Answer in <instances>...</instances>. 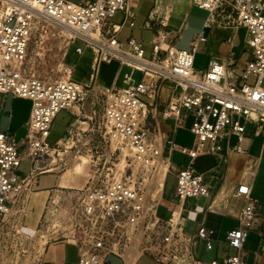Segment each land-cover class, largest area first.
<instances>
[{
  "label": "built area",
  "instance_id": "2783aa9c",
  "mask_svg": "<svg viewBox=\"0 0 264 264\" xmlns=\"http://www.w3.org/2000/svg\"><path fill=\"white\" fill-rule=\"evenodd\" d=\"M137 1L0 0V93L11 92L33 101L25 153L11 136L0 132V264H19L20 253L26 248H32L28 264H43L45 245L60 239L77 246V264H105L110 254L122 257L128 264L140 256L156 264H202L194 256L197 239H206L207 249H212L211 228L202 225L190 234L184 229L181 209L173 210L167 219L159 218L157 210L171 171L176 172L175 197L179 200L210 196V186L194 170L195 158L220 152L222 146L218 141L227 134L226 127L238 137L237 145L230 150L244 152L246 122H264V0H191L209 12L206 27L227 7L231 9L229 18L233 16L228 23L247 29L246 44L251 58L238 79L218 60H210L205 71L196 70L195 54L208 40L205 31L196 35L189 49L177 48L169 43L168 16L158 8L153 18L159 19L160 29L151 41V57L146 56L142 41H120L123 25L109 19L123 12L125 21L131 19L130 25L134 26ZM45 18L72 29L74 38L97 50L98 61L117 59L141 71L150 81H135L132 73L125 75L127 87L123 89L100 88L95 81L96 91L105 96L99 128L111 146L109 155L113 161L103 166L102 172L105 168L106 172L102 179L101 164L91 169L69 211L60 220L49 223L45 230L47 241L40 251L38 232L44 225L33 236L24 230L25 203L36 175L31 172L20 178L17 169L24 156L35 164L60 146L48 140L56 116L83 101L90 87L71 77L37 76L24 67L32 37ZM77 51L82 52V47H77ZM252 74L257 75L254 84H241L242 78L247 80ZM166 79L173 80L181 94L164 110V117L176 116L182 125V108L193 117V146H179L171 141L173 149L191 158L187 166L179 168L164 155L162 135L152 128L150 107L143 98L149 96L156 101L160 83ZM122 159L125 164L120 169ZM238 193L243 196L244 205L239 225L228 232V243L239 253L210 264H245L240 251L259 215L251 187L240 184ZM30 239L37 243L28 245Z\"/></svg>",
  "mask_w": 264,
  "mask_h": 264
},
{
  "label": "crops",
  "instance_id": "0c3cea01",
  "mask_svg": "<svg viewBox=\"0 0 264 264\" xmlns=\"http://www.w3.org/2000/svg\"><path fill=\"white\" fill-rule=\"evenodd\" d=\"M71 1L79 2L81 0ZM138 1L134 8L136 14L134 26L130 25L131 19L125 21L123 12H117L109 19L111 22L123 25L118 36L120 41L126 43L130 38H136L142 41L145 52H147V46H151V50L146 54V56L151 57V41L155 33L160 29L159 19L153 18L154 10L158 8L168 14V26L166 28L170 31L171 35L169 43L181 49L190 48L191 42L196 36L186 46L179 45L178 34L183 21L177 29L172 26L171 20L175 7L171 6L170 3H166L165 0H153L148 12L140 15L135 10L139 7ZM188 4L196 6L191 0H189ZM221 14L223 12H219L216 18ZM216 18L213 21L215 23H217ZM206 22L207 20L204 21V26ZM219 25L222 24L219 23ZM223 26L231 30V35L225 40L222 46H219L218 54L211 55L207 58L206 69L208 68L210 60H218L227 65L232 77L238 79L241 77L236 73L238 59L233 48L236 33L244 27L234 26L228 22ZM201 31L195 34L197 35ZM207 42L200 47L206 49ZM93 57H95L96 61L94 80L100 88H126L125 75L128 73L133 74L135 81L142 79L145 82L150 81V77L143 76L141 71L133 70L117 59H102L98 61V54L95 53H93ZM179 92L181 94L180 87L173 80L166 79L160 83L159 95L156 101H153L149 96H144L151 99L148 102L150 107L149 122L156 132L161 133L163 138V153L169 158L175 168L187 166L191 158L189 155L173 149L171 141L179 146L188 148L193 146L194 143V135L190 131L193 117L189 116L184 108L181 109L180 114L181 122H183L182 125H179L176 116L167 118L163 115L167 106L180 96ZM32 107L33 101L29 98L15 96L11 92L0 93V132L11 136L18 143L19 149L23 153L27 151V146L24 141L28 132L27 124L30 119ZM85 111L84 104L82 105L81 103L76 104L71 109L61 111L54 120L48 138L49 142L54 145H61V142L73 135L84 134L90 124L89 121L81 118V114ZM61 120L62 132H56L54 134L57 122ZM225 132L228 135L226 134L218 141V144L222 146L220 152L198 156L193 163L195 172L201 174L204 182L210 186V196L189 197L184 201L177 198L178 204L174 210H182L185 224L184 229L188 233L195 234L202 225L213 230L212 249H207L206 239L198 238L197 244L194 247L195 258L201 261L202 264H210L213 260L221 262L224 258L239 253L236 248L229 245L228 232L239 225V214L244 205V198L238 193V187L243 183L248 184L251 187V198L256 205L259 216L255 227L249 230L248 237L240 254L245 264H264V122L253 120L246 122V130L242 142L244 152L241 153L230 150V148L236 146L238 143L237 135L231 132L230 127H226ZM51 137L54 141H51ZM40 162L39 159L34 164V161L30 157L24 156L21 165L17 169V174L20 178L26 177L31 172H34L36 175L25 203L27 213L24 218V230L25 221L30 210L33 214L38 215L33 231L27 232L25 230V233L29 236L35 235L43 225L39 232L45 233V230L49 227V223L54 221L52 218L53 214L50 212L54 198L58 199L57 203L61 206L62 200H66L70 195L67 189L82 187L77 180L72 179V177L68 178L66 174L61 173L59 170L39 167ZM24 163L27 166L23 167ZM73 171L85 173L80 172L81 170ZM42 258L43 264H77L78 248L75 244L65 239L50 241L45 245ZM141 261L143 262L142 264H156L152 259L145 256L138 257L134 264H140ZM105 264H128V262L118 255L110 254L106 257Z\"/></svg>",
  "mask_w": 264,
  "mask_h": 264
},
{
  "label": "rangeland",
  "instance_id": "374dc122",
  "mask_svg": "<svg viewBox=\"0 0 264 264\" xmlns=\"http://www.w3.org/2000/svg\"><path fill=\"white\" fill-rule=\"evenodd\" d=\"M165 1L175 7L171 20L172 26L177 29L183 21L181 30L178 34V40L180 42L179 45L186 46L190 40L196 36L195 33L205 30L208 36V42L205 46L206 49L204 47H200L199 51L195 54V69L204 71L207 67V58L211 55L218 54L219 46H222L225 40L231 35V30L228 27L223 26L226 25L228 21H233V16L229 18L231 15V9L226 7L223 14L216 18L217 23L213 22L211 23V27L206 28V26H204V21L208 20V16H210L208 11L189 5V0ZM138 3L139 7L135 10L137 13L139 12L140 15H143L148 12L153 0H139ZM166 15L168 14L166 13ZM218 22L222 25H219ZM43 24H45V28L42 29ZM58 28L59 27L50 25L45 21H41L39 28L35 31L30 42L29 53L24 67L31 74L37 76H46L51 78L71 77L73 79L83 81L86 84H90L86 98L80 102L82 105L84 104V108L86 110L83 114H81V118L86 119L90 124L85 134L79 139H77V135H73L75 141L74 143L71 140L68 146L62 143L60 146L56 147L55 152H50L49 154L41 157L39 167L43 169L53 168L59 170L61 173L66 174L68 178L72 177V179L77 180L80 183V186H83L92 171L91 169L90 171H87V166L89 165L91 158L92 169L96 168L95 165L101 164L102 170H100V173L103 171V166H107L113 161L109 155L111 146L109 143L105 142L101 136V130L99 128V123L102 121L104 111L105 96L97 92L95 86L94 74L96 61L95 57H93V53L98 54L97 50L92 46H87L82 40L65 33L61 30V28ZM248 36L247 30L244 28L239 29L235 36L233 50L236 52L238 59L236 73L240 75V77L243 76L247 63L251 58L250 50L246 44ZM77 47H82V52H78ZM150 50L151 46H147L146 54H148ZM256 80L257 75L252 74L247 80L242 78L240 82L241 84L243 82L254 84ZM262 84L264 85V80ZM179 94H177V96H179ZM143 98L147 102L151 101L149 97ZM61 126L62 120L57 122L54 134L56 132H62ZM52 140L53 139L51 137V141ZM70 145L72 146L69 147ZM83 155H91V157H85ZM55 160L56 162L54 163ZM81 160L85 161V168L80 172L85 173H78L72 170L74 164ZM25 166H27L26 163L23 164V167ZM105 170L104 173L102 172L103 175H101V179L105 175ZM176 184V173L171 171L167 176L161 204L157 210V215L161 219H167L178 204L177 198L175 197ZM67 190L70 195L66 200H62L59 210L52 213V218L54 220L52 222L63 218L65 215L64 212H68L70 206H72V201L75 202L77 197L82 192L78 187L69 188ZM63 208L69 209L64 211ZM37 217L38 215L35 213L33 214L30 210L25 221V230L27 232L33 231L34 225L37 222ZM38 238H36L40 240L38 243L36 242L37 240L35 241V239H30V241H27V244L29 245L36 242L40 245L39 250L42 251V245L46 242L47 236H45L44 232H38ZM29 250L31 251L32 248H26V251L21 250L22 252L20 253L19 264H28V260L30 258ZM142 263L143 262L141 261L140 264Z\"/></svg>",
  "mask_w": 264,
  "mask_h": 264
},
{
  "label": "bare ground",
  "instance_id": "6f19581e",
  "mask_svg": "<svg viewBox=\"0 0 264 264\" xmlns=\"http://www.w3.org/2000/svg\"><path fill=\"white\" fill-rule=\"evenodd\" d=\"M45 22H47L48 24H50V25H53V26H56V27H59V28H61V30L62 31H64L65 33H67V34H69L70 36H73V35H75V32L72 30V29H70L69 27H67L66 25H64V24H62V23H60V22H58V21H56V20H53V19H47V18H45V20H44ZM58 28V29H59ZM94 36H96V34H93ZM85 134V133H84ZM84 134H81V135H77L76 137H77V139H79L81 136H83ZM70 140L71 141H73V143L75 142L74 141V137L73 136H71L70 137V139L68 138V139H66V140H64L63 142H61V143H63V144H65L66 146H68L69 145V143H70ZM73 145V144H72ZM72 145H70L69 147H71ZM53 152V151H52ZM54 152H55V150H54ZM83 156H85V157H91V155H83ZM56 162V160L54 161V163ZM85 161L84 160H81V161H79V162H76L75 164H74V166H73V168H72V170H81V171H83L84 170V168H85V163H84ZM92 158L90 159V161H89V165L87 166V171H90V169H92ZM124 164H125V160L124 159H122V161L120 162V164H118V166H119V168L120 169H122L123 168V166H124ZM58 199L57 198H54V202H53V206H52V208H51V213H55V212H57L58 210H59V205H58ZM63 210L64 211H67L68 209H66V208H63ZM64 214H65V212H64ZM45 234V233H44ZM45 236H47L46 234H45ZM129 264H134V260H132L131 262H129Z\"/></svg>",
  "mask_w": 264,
  "mask_h": 264
}]
</instances>
